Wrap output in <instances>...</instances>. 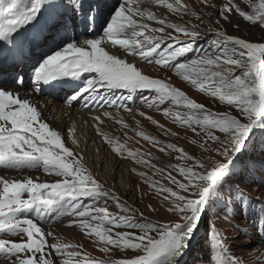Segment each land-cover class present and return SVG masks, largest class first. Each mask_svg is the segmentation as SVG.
Masks as SVG:
<instances>
[{
  "label": "snow or ice",
  "instance_id": "snow-or-ice-1",
  "mask_svg": "<svg viewBox=\"0 0 264 264\" xmlns=\"http://www.w3.org/2000/svg\"><path fill=\"white\" fill-rule=\"evenodd\" d=\"M156 2L177 13L184 10L179 0L176 4L168 3L167 0ZM101 7L100 4L88 5L86 0H0V61L18 62L23 58L22 32L36 24L42 16L56 21L70 10L82 18L86 31L97 38L78 42L64 25L65 31L60 36L57 48L33 66L31 87L34 92H39L41 85L56 87L58 84L69 83L75 86V91L70 97L66 96L65 100L71 104L85 93H90L84 99L85 105L90 106L105 100L99 94L100 89L127 90L129 94L124 99L128 101L134 99L132 93L137 91H155L160 104L171 100L174 105L201 114L198 118L190 116L182 122L200 126L207 138L215 142L214 151L220 158L209 155L207 160L195 159L179 149L181 159L193 160V165L178 169L186 182L171 176L169 179L185 194L163 186L159 191L169 194L164 197L171 201L168 211L181 215L182 222L141 223L128 215L113 217L107 213L106 208L97 207V204L102 198L109 197L118 202V197L104 188L85 167L83 155L74 154L65 146L61 133L50 128L43 120L38 106L30 99L0 85V168H42L45 173L63 178L55 182H37L32 177L12 180L0 178V235L20 236L19 240L0 239V257L9 258L10 264H53L52 259L45 258V247L53 248L60 254L69 245H48L46 237L51 233H46L31 217L44 221L63 214L78 217L80 227L90 230V235H95L106 245L137 250L138 254L134 257L114 260L110 264H179L202 216L212 205L235 198H226V193L239 192L237 185L226 188L225 181L236 174V161L251 143L254 130H264V42H249L226 35L224 31H216V38L208 43L210 52L175 64L176 73L185 81L210 92L219 101L235 106L240 115L214 113L190 99L184 91L161 79L143 74L134 63L109 54L101 46L102 41L107 40L132 55L146 59L158 53L156 64L167 67L170 62L193 51L195 38L200 35L196 26L188 28L183 24H169L176 32L192 37V42H184L183 46L175 47L174 50L169 45L158 52L163 39L157 40L154 36L146 35L144 30L148 29V25L132 18L131 14L145 15L133 0H117L98 31L97 20L101 15ZM233 8L245 20H258L264 25V0L253 5L252 13L241 10L239 6L230 7L225 4L219 9L221 16L227 20L224 13L232 12ZM147 17L149 20L157 19L151 12L147 13ZM159 23L164 24L165 21L160 19ZM224 65L235 66L241 72L233 74L231 68H225ZM84 74L94 75L81 87L79 81ZM13 83L16 87H24L22 76H15ZM108 103L116 105L118 101L109 99ZM148 106L155 107L156 104L153 102ZM213 129L219 130L223 139L214 134ZM140 135L144 136V133ZM145 139L154 138L145 136ZM121 147H117L116 151H121ZM168 147L176 148L172 144ZM129 155L134 156L136 153L129 152ZM85 200L90 203L85 204ZM118 207L124 212L134 211L119 202ZM250 211H254L257 217H264V206L259 211ZM89 218L94 223H90ZM118 227L138 229L139 235L133 232H113ZM153 232L156 235L149 234ZM209 235L215 236V264H242V258L231 253L230 248L225 246L222 233L215 230L214 220L209 221ZM68 255L75 257L79 253L71 252ZM63 264H72V261L64 260ZM76 264L104 262L86 260L76 261ZM208 264H212L211 259Z\"/></svg>",
  "mask_w": 264,
  "mask_h": 264
},
{
  "label": "rangeland",
  "instance_id": "rangeland-1",
  "mask_svg": "<svg viewBox=\"0 0 264 264\" xmlns=\"http://www.w3.org/2000/svg\"><path fill=\"white\" fill-rule=\"evenodd\" d=\"M167 2L176 4L177 0H167ZM86 3L88 5L100 4L102 6L101 15L97 20V30L99 31L103 27V22L109 16V10L113 9V7L117 4V0H86ZM133 3L136 6L140 7L142 10L143 8L147 9L143 10L145 12L144 16H140L139 14H131L132 18L137 20L138 23L148 25V29L144 30L145 34L154 36L157 40L163 39V43L161 44V48L158 50V52L163 51V48L169 45H171L174 50L175 47L183 46L184 42H192V37L187 36L184 33L176 32L174 28L168 26L169 24H183L188 28L196 26L197 30L200 32L199 37L195 38L193 51L186 53L182 57H179L176 61L170 62V66L167 67L156 64L155 60L159 58L158 53L154 54L151 59L141 58L137 55L130 54V58H135L134 61L136 60L137 62H139L141 66L140 70L142 69V73L148 76L151 74V67H145V63H150V65L152 64L158 66L155 72V76L157 78L163 80L165 83L170 84L172 87L184 91L187 96H190L191 99L203 104L209 111L220 114L227 112L231 115L239 117V111L235 108V106H229L226 102L219 101L218 98L212 97L210 92L200 90L199 88H197V86L193 84H188L189 82L185 81L184 79L178 78L176 75L172 74L176 72V63L187 62L188 60L199 58L201 55H204L206 51L210 52L211 50L209 49L208 43L209 41L216 38V31H224L226 35H232L238 38H242L249 42H264V25L260 24L258 20L255 22L247 21L243 17H241L235 11L234 8L232 12L224 13V15L228 17V19L226 20L223 18V16H221L219 11V9H221L225 4H228L230 7L236 5L239 6L241 10L252 13L253 5H258L260 3V0H179L180 5H182L184 9L179 13L173 11L172 9H168L165 5L157 3L156 0H133ZM154 9L156 10L154 11L155 13L152 12ZM148 12H151L153 15H155L157 19L149 20L147 17ZM192 13H195V15H193ZM160 19H163L165 23L160 24ZM81 20V17H77L72 11L69 10L65 13L62 18H57L56 21L48 20L46 16H42L36 24L29 27L26 31L22 32V34H25L29 32L34 26H37L38 23L43 24L37 35L24 36L26 40L23 45V52L28 46L31 49L29 50V52L31 54H34V62L31 65V69H33V66L36 65L38 61H41L43 57L45 58L47 54H51V50L57 48V45L60 44V36L65 31L64 25L67 26V31L70 35L74 36L77 33L80 34L82 32H85L86 29ZM217 20L219 21V23H216ZM150 29H157L158 31L162 29L161 32L164 31L165 35L162 36L160 35V33H153L150 31ZM88 35L93 34L86 32L84 34V37ZM113 47L120 48V46L118 45H114ZM42 50L46 51L43 55H41ZM3 62L4 61H0V65ZM20 67L21 64L16 65V68ZM224 67L231 68L233 74H240L241 72V69L235 66L224 65ZM144 69L146 71H144ZM17 75L23 76V78L25 77L20 71H17L15 76ZM11 84L14 83L12 82ZM73 86V84H69V87ZM80 86L83 87L84 83H81ZM27 87H31V84ZM26 90L29 89H22V91ZM142 97L147 99H143ZM157 97L158 96H156L155 91H143L141 92V94H138L136 100L133 99L131 101L125 102L123 107L115 106V108L114 106H108L106 107L107 109L105 107L104 109H102L106 111H119L120 109H136L139 111H144L149 115L147 117H150L149 122L148 120L146 121L145 118L144 121L151 125V121H153L152 119L154 118H152L150 114L152 112H159L167 109L169 107L168 102H171V100H168L165 101L163 104H160ZM40 98L44 97L40 96ZM122 98L123 101H125L124 97ZM63 102H65V99ZM153 102H155L156 106L149 107L148 104ZM181 107L183 106L176 105V107L174 106L173 109H171V111L177 113L178 116L176 117V119L184 120L186 116H194L199 114H194L192 111H190L188 114H183L185 110ZM72 108L75 107L73 106ZM130 116L134 117V115ZM158 119L163 123L166 128H168V130L174 129L179 131L182 136L181 139L178 140L179 147L183 150H188V154L191 157L195 159L207 160L209 155L216 156L214 151L216 147L215 142L211 141L210 139L206 140L204 139V137H198V135H203L202 132H205L204 130H200L199 127L196 126L186 127L181 123L179 124L174 121H169L163 118ZM193 129H195V131H193ZM134 131L135 129L133 130V132ZM254 131L255 135L253 136L251 143L247 145L243 154L240 155V157L236 161V174L234 176L229 177L225 181L226 188H229L233 185H237L239 187V192L226 193V198L229 196H234L235 198L227 199L226 203L219 202L212 205L208 209V211L202 216V219L199 223V227L195 231L189 243L188 250L186 251L185 255L180 259L179 264H208V261L210 259L212 260V264H215V236L209 235L210 220H214L215 230L222 233L223 242L225 246L230 248L231 253L242 258V264H264V217H257L254 211H250H259L260 207L264 206V130L256 129ZM154 132L155 131L150 128L148 134L154 135ZM213 132L216 135H220L223 139V134L220 133L219 130L213 129ZM119 133L122 139H124L122 131H120ZM189 138H191V142H189ZM142 140L145 144L146 149L149 148L150 151L154 150V147L152 146L151 142H149L145 138H143ZM131 144L134 147L132 149H127L121 144L115 143L116 148L122 146L121 151L117 153L119 156H121L117 157L120 162L127 163L129 164V166L132 167L135 166L132 163H136L135 161H130L128 159L140 158L144 156L145 158H147V160H150L153 163H158L157 160H155L154 156L151 157L150 153L146 152L145 154L142 152V150L136 149L134 142H131ZM134 150H136V152H134L136 153V155H129V152H132ZM75 154L79 155L78 152H76ZM115 155L116 154L114 153L113 156ZM160 155H163L162 152H160ZM122 157H126L128 159H122ZM216 158L219 159L220 157L216 156ZM171 159L174 163H177L179 167H188L189 160L181 159V155H177V153L174 151H172ZM164 163L165 162L159 164V166L161 167L160 171L163 172V174L167 172L175 173L174 175L176 176L174 177L176 178V180L180 182H186L185 178L179 173V170H169L167 169V167L165 168L164 166H162V164ZM85 167L90 172L92 171L90 169V166L85 165ZM30 170H34L33 172L35 173V175L31 176L34 180H36L35 177L38 174L44 173L42 168ZM25 171L29 172L26 169ZM94 177L96 178V174L94 175ZM138 177L135 179L133 183V189L130 190L128 195L130 198L135 200L133 204L139 207L137 214L133 215L131 212L129 213L122 211L121 208L118 207V202L122 205H125L126 203L125 206H127V202L125 201V199H123L122 196L119 197L116 194L115 195L118 197V202L116 200H112L110 197L105 199L102 198L98 202L97 207L106 208V211L110 216L116 217L128 215L132 216L133 219L141 223L155 222L157 224H164L171 222H182L183 217L181 215L174 214L168 211L169 207H171V201L170 199L165 200L164 197L168 196L169 194H151L147 196L144 193H142L141 195V192L139 193V191H137L136 186L138 184H143V182L139 183L140 180H138ZM38 178L43 182H47L46 180H44V175H40V177L38 176ZM154 183L165 185L168 182L156 181ZM177 192L182 195L185 194L179 188H177ZM25 198H27V194H25ZM88 203H90V201L85 200V204ZM66 219L67 220L63 222L59 227H56V231L60 232L62 230H66L68 232L66 233L64 241L67 245H69L68 248L72 247L73 249L65 254H63L64 252L60 254V259H62L63 257H68V259L80 260V258L70 257L68 254L71 252H79V250L81 249L79 247L82 245L85 246V252L90 253L89 256H93L95 258V261L97 262L108 259H112V261H114L117 260V258H131L138 254L137 250H124L115 246L112 248L109 247L108 250L105 251L104 249L107 248L106 246H99L97 248H92L96 249L94 255H92L90 251H86V249L91 245V242L88 240L90 239V237L88 236L86 237V240L84 239V235L81 231L82 228L80 227L78 222L79 218L72 214H68L66 216ZM258 224L259 230H257ZM124 228H114L113 232H133L139 235L138 229L128 228L123 230ZM149 234L156 235V233L154 232ZM76 238H78V240H76ZM82 239L84 240V242L82 241ZM48 251L50 252V254ZM44 254L46 259H53L51 249L46 250ZM87 259L88 258L83 257V261H86ZM9 260V258H0V264L3 262V264H10ZM52 261H54V259ZM63 261L64 260H61L60 262H58V264H63Z\"/></svg>",
  "mask_w": 264,
  "mask_h": 264
},
{
  "label": "bare ground",
  "instance_id": "bare-ground-1",
  "mask_svg": "<svg viewBox=\"0 0 264 264\" xmlns=\"http://www.w3.org/2000/svg\"><path fill=\"white\" fill-rule=\"evenodd\" d=\"M143 10H147V9L143 8ZM154 11L156 10L154 9L152 12ZM42 26H43L42 23H38L37 26H34L29 32L22 34L23 37L28 35L29 36L37 35ZM86 32L87 31L82 32L80 34L77 33L76 35H74L77 41L81 42L82 39L88 37H89L88 39L97 38V37H90L95 35H88L84 37V34ZM153 33H160V35L162 36L165 35L164 31L163 32L156 31ZM22 43L24 45V39ZM101 46L105 47V50L108 51L109 54L117 55L118 58L125 59L128 62H132L140 69L141 66L139 62H137L136 60L134 61L135 58L134 59L130 58V53L122 49L121 46L120 48H114L113 47L114 45L112 46L110 41L107 40L102 41ZM29 50L31 49L27 46L25 51L23 52V58L18 60V62L4 61V63L0 65V85L4 86L6 90H12L16 93L22 94L24 98L30 99L35 105H37L38 110L41 111L42 113L43 120L49 124L51 129H54L61 133L62 140L64 141L66 147L72 150L74 154L78 152L79 155L80 154L83 155L84 157L83 163L85 165L90 166V169L92 170L91 171L92 174L93 175L96 174V180L99 183H101L104 186V188H106L111 193H114L119 197L122 196L123 199H125V201L127 202V207L131 210H134V211H130L133 215L138 213L139 207L133 204L135 200L130 198L128 195L130 190L133 189V183L138 176H140L138 177V180H140L139 183L143 182L142 185L136 184L137 191H139V193L141 192V195L142 193L146 194L147 196L151 194L168 195V193L159 191L161 186L166 188H171L173 191H177L178 186L174 184L171 181V179H169L170 176L171 177L176 176L174 175L175 173L167 172L168 174L167 173L163 174V172L160 171L161 167L159 166V164L165 162L164 164H162V166H164L165 168L167 167V169L173 171H177L179 169V165L173 162V160L171 159V155H172V151L176 152L177 155H181V152L179 151V149L181 148L179 147L178 140H180L182 136L178 130H174V129L168 130V128H166L163 125V123L159 121L158 118L174 121L179 124L181 123L186 127L196 126L199 127L200 130H202L200 126L196 125L195 123H192L191 125L185 124L182 122L183 120L176 119V117L178 116L177 113L171 111V109H173L174 106L176 107V105L172 104V102L170 101L168 102L169 107L167 109L159 112H152L150 114L152 118L155 119V120L152 119L153 121H151L152 122L151 125L144 121V118L146 119V121L147 120L148 122L150 121V117H147L149 115L144 111H139L136 109H120L119 111L103 110L104 107L106 108L108 106L123 107L124 103L128 101L126 99L125 101H123L122 98V97H126L129 94L127 90L112 89L106 91L104 89H100L99 94L104 96L105 100L100 101L96 105L90 104V106H86L84 103V99L88 95H90V93H85L80 99H78V101L73 102L71 104L68 103L66 100L65 102H63L66 96L70 97L71 95L74 94L73 91L75 90V86L70 88H64V87H69L68 83H65L63 85L58 84L56 87H48L47 85H41L40 91L34 92L32 87H27L30 84L32 85L31 77L33 73L31 69V65L34 62V57H33L34 54H31ZM45 52L46 51L42 50L41 55H43ZM17 64H21V67L16 68ZM144 66L147 68L151 67V71H150L151 74L149 75L151 78L159 79L155 76V72L158 66L152 64L150 65V63H145ZM16 70L22 72V75L25 76L23 78L24 87H16L14 86V84H11L13 82V78L17 73ZM144 71L146 70L144 69ZM93 75L94 74H84L83 79L79 81V84L84 83L87 79L93 78ZM172 75H176L178 78L183 79V77L181 75H178L176 72L173 73ZM187 82H189L188 84H191L190 81ZM24 88L29 90L22 91V89ZM139 93L141 94L140 91L132 93L134 100L137 99ZM40 96L44 98H40ZM156 96H158L157 93ZM188 97L190 98V96ZM109 99H116L118 103L116 105L108 103ZM73 106L75 108H72ZM181 108L185 110L183 114H188L190 112V110L187 107H181ZM105 113H108L109 115L106 116ZM130 115H134V117H131ZM200 115L201 114L194 115L193 118L194 119L198 118ZM97 117L99 119H97ZM189 117L190 116H186L184 120L188 119ZM148 128L149 129L151 128L155 131L154 135L148 134L149 133ZM69 129H72V131L70 132ZM97 129H99V131ZM134 129L135 131L133 132ZM120 131H122V135L124 139H122V137L120 136L119 133ZM140 133H144V136L140 135ZM202 134H203L202 136L198 135V137L199 138L204 137V139L208 140L207 136L204 135L206 133L202 132ZM145 136L154 138V139H146L152 143L154 150L150 151L149 148L146 149L145 144L142 140L143 138H145ZM131 142H134L136 149L142 150V152L145 154L146 152L150 153L151 157L154 156L155 160H157L158 163H153L152 161L147 160V158H145L144 156L140 158H130V159L126 157H122V159L125 158L130 161L131 160L135 161L136 164L132 163L133 165H135L132 167L129 166V164L127 163L120 162L117 158L119 156L117 153L119 152L116 151L115 143H119L122 146L126 147L127 149H132L134 146L131 144ZM189 142H191V138H189ZM169 144L175 145L176 148H169L168 147ZM158 150L162 152L163 155H160V152ZM132 152H136V150ZM184 152L188 154L189 151L184 150ZM114 153L116 154L115 155L116 157L113 156ZM192 165H193V160H189L188 167ZM26 170H28L29 172H26L25 169L10 170V169L0 168V178H5L9 180L24 179L27 177H31L32 175H35V173L33 172L34 170L33 171H31L30 169H26ZM44 173L38 174L35 177L37 182H43L38 178V176L40 177V175L42 176L44 175V180H46L47 182H55L57 180L63 179L62 177H57L55 174L52 173H45V174ZM156 181L157 182L165 181L168 183L165 185H161L154 183ZM67 215L68 214L59 215L56 216L55 219L49 217L47 220L44 221H40L38 218L35 217H31V218H34L35 222L38 223V226H40L46 233H51V235L46 237L48 245L57 244L59 242L60 244H66L64 240L66 237V233L68 232L66 230L63 231L62 229H61L62 231L60 232L56 231V227H59L63 222L67 220L66 219ZM21 219H23V217H21ZM89 221L90 223H94L90 220V218ZM103 227H111V226L103 225ZM125 229L128 228H124L123 230ZM81 231L84 235L83 237L85 240L86 237L88 236L90 237V239L88 240L91 242V245L90 247L85 249L86 251L87 250L90 251L92 255H94V252L96 250V249H92L94 247L97 248L99 246L100 247L106 246L107 249L109 247L111 248L115 247L112 245L104 244L95 235H90L89 234L90 230L88 229L82 228ZM0 239L19 240L20 236L3 234L0 235ZM76 240H78V238H76ZM82 241L84 242L83 239ZM84 247L85 246L83 245L80 246L79 248L81 249L79 250V252H77L79 253V255L75 256L80 258V260L70 259L72 261V264H76V261H83V257L88 258L87 259L88 261L95 260L93 256L92 257L89 256L90 253L85 252ZM48 249H51V254L54 259L53 264H58V262H60L61 260H69L68 257H63L62 259H60L61 257L60 254L62 253L58 254L55 252L53 248L47 246L45 247L44 252ZM72 249H73L72 247L65 249L63 254L71 251ZM0 258H4V257H0ZM108 260L112 261V259H108ZM108 260H104L102 262H104V264H110L111 261Z\"/></svg>",
  "mask_w": 264,
  "mask_h": 264
}]
</instances>
